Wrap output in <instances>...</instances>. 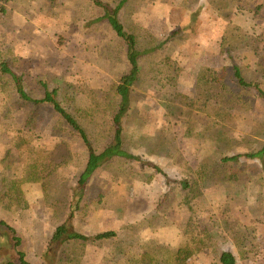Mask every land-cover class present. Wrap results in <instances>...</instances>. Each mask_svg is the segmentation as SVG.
<instances>
[{
	"label": "rangeland",
	"instance_id": "obj_1",
	"mask_svg": "<svg viewBox=\"0 0 264 264\" xmlns=\"http://www.w3.org/2000/svg\"><path fill=\"white\" fill-rule=\"evenodd\" d=\"M221 4L220 0H133L126 10L128 23H138L158 37L172 38L162 50L142 61L141 82L134 87L131 108L124 117V148L158 166L173 180L194 178L199 169L214 166L226 155L264 146V104L253 94L247 107L224 108L225 116L218 123L201 104L200 110L182 108L185 99L201 98L197 89L201 71L220 74L231 84L236 81V63L248 81L260 82L264 88V64H259L257 55L261 43L248 47L238 42L234 60L223 48L227 31L236 35L249 32L256 41L264 40V0H246L228 19L222 16ZM8 8L6 14L0 13V52L25 64L20 74L35 98L42 97L36 78L43 77L67 94L77 95L71 96L85 108L92 97L108 91L129 72L124 47L102 20L103 8L86 3H68L55 9H38L37 5L24 10ZM90 20L98 25H91ZM166 58L182 70L176 89L159 83L153 74L154 66ZM7 79L0 77V191L3 180L13 181L28 205L0 201V221L24 238L29 262L48 264L46 254L53 235L66 219L68 207L63 202H71L88 153L82 143L53 135L62 125L50 109L40 112L39 123L27 127L30 109L9 98L11 89L3 83ZM215 126L224 128L228 145L217 144L212 150L207 143L198 149V135ZM109 141L101 139L100 144L106 146ZM63 142L71 146L72 155L47 182L33 166L37 159L46 164L51 157L58 164L63 162ZM253 165L242 162L238 167ZM163 174L137 162L107 164L88 187L89 208L85 219L78 221V229L86 234L134 231L147 241L179 247L192 234L197 215L184 202L179 205L180 201L159 206L170 192ZM256 175L258 178L259 173ZM199 185L204 201H196L194 210L202 220H219L223 228L218 236L205 237L210 249L192 264H212L216 250L234 251L228 229L233 224L238 229L240 226L241 232L245 225L256 229V251L239 264H264L263 186L256 182L244 189L231 187V181L218 176L204 177ZM1 241L0 237V247ZM75 246L67 253V247L53 248L50 264H69L67 255L72 264H109L106 258L112 243ZM7 262V255L0 250V264Z\"/></svg>",
	"mask_w": 264,
	"mask_h": 264
},
{
	"label": "trees",
	"instance_id": "obj_2",
	"mask_svg": "<svg viewBox=\"0 0 264 264\" xmlns=\"http://www.w3.org/2000/svg\"><path fill=\"white\" fill-rule=\"evenodd\" d=\"M133 0H0V13L6 14L8 7L13 9H28L32 5H37L38 9L59 8L68 3L81 5L86 3L96 9L105 10L104 18L110 29L114 32L118 42L122 44L123 51L126 53L129 72L125 74L118 83H114L108 91L91 98L90 104L81 107L76 97L67 94L64 88L52 86L51 83L43 77H37L36 81L42 89V97L35 98L26 89L24 76L20 71L24 69L25 64L17 59L3 56L0 52V77L7 79L3 81L5 87H9L12 93L9 98L22 107L30 109L26 120L27 127H33L35 122H40V112L50 109L59 118L61 128L54 130V134L60 138H67L74 143H82L87 150L88 160L84 166L78 184L73 189L72 200L64 201L68 207L66 219L63 224L56 228L53 235L49 251L46 254L48 264L52 261V249L67 247L68 249L76 247L75 245H102L112 243V250L106 260L109 264H192V262L201 254L210 249L209 243L205 237L211 234L219 235L223 228L219 220H202L200 213L194 210V203L202 199L199 180L207 176H218L231 181V187L243 188L253 183H260L264 188V146L260 150L247 152L243 154L226 155L214 166L208 168L202 167L196 173V177L183 180H173L168 175L163 174L161 168L152 165L149 161L139 156L131 154L124 148V117L129 113L132 103V93L134 87L141 82L142 61L146 56L156 53L164 48L171 40L172 36L158 37L147 28L138 23L127 22L126 10ZM246 0H220L222 16L228 19L233 15L234 9L243 8ZM196 17V16H195ZM89 20H85L87 23ZM91 25L97 26L98 23L91 22ZM235 31H240L235 28ZM240 42L241 46L251 47L254 42L261 43L258 56L261 65L264 64V40H255V36L249 32L233 34L226 32L223 36V48L234 60V53L238 48L236 44ZM236 81L227 83L225 77L209 71H201L198 74L197 89L201 91V98L185 99V105L182 108L191 110H200V104L204 107L213 121L218 123L225 115L224 108L248 106L253 101L251 94L258 101L264 104V88L260 82L248 81L245 78L243 68L236 63L233 64ZM181 68L171 58L156 64L153 68L155 79L164 85L176 89L179 83ZM63 92H62V90ZM77 96V95H75ZM180 97V96H179ZM112 113L110 114V112ZM8 117H12L9 111L4 112ZM101 137V138H100ZM198 149H202L209 143L212 150L217 144L228 145L224 128L218 126L206 129L198 135ZM109 139L105 146L100 144L101 139ZM66 146L63 162L58 164L55 158L51 157L46 164H42L37 159L33 167L38 168L42 179L50 181L52 173L59 167L64 166L67 158L71 157V146L63 142ZM128 163L137 162L142 167L153 166L159 173L167 178L169 193L163 198L162 206L168 202L171 205L175 201L184 202L197 215L193 225L192 234L187 237L179 247L173 248L157 242L147 241L140 234L134 231H105L95 234H86L78 229V221L85 219L89 208L88 187L94 175L107 164L112 162ZM242 162H251L253 166H241ZM247 170L250 173H247ZM256 173L259 177L256 178ZM3 187L0 191V201H17L19 206L26 207L28 204L20 194L19 186L13 181L3 180ZM6 183V184H5ZM245 185V186H244ZM46 186V185H45ZM263 194V193H262ZM166 198L167 201L165 200ZM5 201V202H7ZM9 202V203H10ZM55 204V202H54ZM56 207V204L54 205ZM225 226H227L225 224ZM222 227V228H221ZM228 227V226H227ZM202 228V230H200ZM230 238L235 244V250H228L219 253L217 250L212 264H239L241 259L250 257L257 248V242L254 247L253 237L256 229L245 225L241 232L237 224L228 227ZM1 252H5L8 257L7 264H33L27 260V252L24 247V238L18 235L16 229L4 221H0ZM257 239V238H255ZM3 243V244H2ZM69 264H72V258L67 255Z\"/></svg>",
	"mask_w": 264,
	"mask_h": 264
}]
</instances>
